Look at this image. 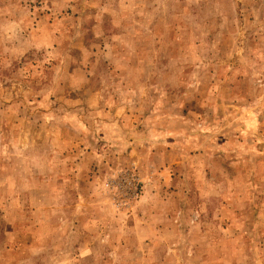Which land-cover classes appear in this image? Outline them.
Masks as SVG:
<instances>
[{"label": "rangeland", "instance_id": "374dc122", "mask_svg": "<svg viewBox=\"0 0 264 264\" xmlns=\"http://www.w3.org/2000/svg\"><path fill=\"white\" fill-rule=\"evenodd\" d=\"M0 264H264V0H0Z\"/></svg>", "mask_w": 264, "mask_h": 264}, {"label": "built area", "instance_id": "2783aa9c", "mask_svg": "<svg viewBox=\"0 0 264 264\" xmlns=\"http://www.w3.org/2000/svg\"><path fill=\"white\" fill-rule=\"evenodd\" d=\"M124 177H123V180H121L120 182H116L117 190H120L121 192H124L125 188L127 187L126 182L133 183L135 185L133 178H132V181H128V179ZM107 186L114 187V184H110L109 182H107Z\"/></svg>", "mask_w": 264, "mask_h": 264}]
</instances>
